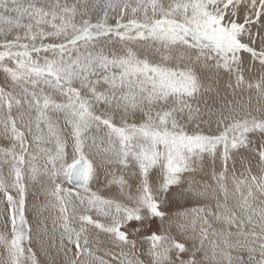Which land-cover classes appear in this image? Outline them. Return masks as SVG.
<instances>
[{"label":"snow or ice","instance_id":"6c2138e0","mask_svg":"<svg viewBox=\"0 0 264 264\" xmlns=\"http://www.w3.org/2000/svg\"><path fill=\"white\" fill-rule=\"evenodd\" d=\"M0 206V264H264V0H0Z\"/></svg>","mask_w":264,"mask_h":264},{"label":"rangeland","instance_id":"374dc122","mask_svg":"<svg viewBox=\"0 0 264 264\" xmlns=\"http://www.w3.org/2000/svg\"><path fill=\"white\" fill-rule=\"evenodd\" d=\"M230 93V91L228 92V94L227 93H225V92H222V95H226L227 94V97L229 98V99H231V93ZM43 198L42 197H37V199L35 200V201H33L32 200V198L31 197H29V210H28V218H29V220L30 221H34V219H35V211H34V209H33V207H32V205L33 204H37V203H39L40 202V200H42ZM0 207H2V206H0ZM45 215H47V213H45ZM2 217H0V225H2L1 223H2ZM49 226H51L50 225V222H49ZM3 229H2V226H0V231H2Z\"/></svg>","mask_w":264,"mask_h":264},{"label":"bare ground","instance_id":"6f19581e","mask_svg":"<svg viewBox=\"0 0 264 264\" xmlns=\"http://www.w3.org/2000/svg\"><path fill=\"white\" fill-rule=\"evenodd\" d=\"M229 91H230V90H229ZM221 94H222V93H221ZM227 94H228V93H227ZM227 94H226V95H227ZM229 94H230V93H229ZM230 97H231V99L233 98L232 95H231ZM235 98H236V99H239L240 97L237 96V97H235ZM245 98H246V95H245ZM40 201H41V200H40ZM1 224H2V223H1Z\"/></svg>","mask_w":264,"mask_h":264}]
</instances>
